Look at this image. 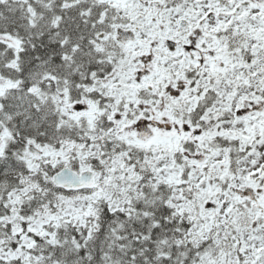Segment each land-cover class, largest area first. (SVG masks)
I'll list each match as a JSON object with an SVG mask.
<instances>
[{
    "label": "snow or ice",
    "instance_id": "1",
    "mask_svg": "<svg viewBox=\"0 0 264 264\" xmlns=\"http://www.w3.org/2000/svg\"><path fill=\"white\" fill-rule=\"evenodd\" d=\"M0 264H264V0H0Z\"/></svg>",
    "mask_w": 264,
    "mask_h": 264
}]
</instances>
